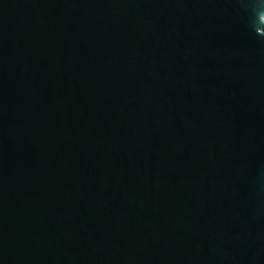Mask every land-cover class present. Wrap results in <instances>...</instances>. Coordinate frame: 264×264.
Instances as JSON below:
<instances>
[{
  "label": "water",
  "instance_id": "1",
  "mask_svg": "<svg viewBox=\"0 0 264 264\" xmlns=\"http://www.w3.org/2000/svg\"><path fill=\"white\" fill-rule=\"evenodd\" d=\"M0 264H264V0H0Z\"/></svg>",
  "mask_w": 264,
  "mask_h": 264
}]
</instances>
